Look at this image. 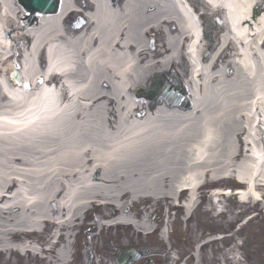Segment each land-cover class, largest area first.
<instances>
[{"label":"bare ground","instance_id":"1","mask_svg":"<svg viewBox=\"0 0 264 264\" xmlns=\"http://www.w3.org/2000/svg\"><path fill=\"white\" fill-rule=\"evenodd\" d=\"M78 1L86 9L87 1L94 4L80 31L63 22L82 7L74 0H61L57 15L39 16L34 25L15 0H0V66L18 56L21 75L36 84L32 91L15 84L16 67L0 79V251L42 254L35 232L53 223L47 264H68L74 229L90 202H100L103 218L111 215L109 229L134 224L145 234L153 226L142 204L176 203L186 189L188 216L205 178L221 184L234 177L247 185L237 190L241 203L253 206L264 182V128L256 127L264 119V14L252 32L243 22L258 1L206 0L212 11L226 12L210 63L201 58L200 19L185 0ZM19 11L26 34L10 40L5 32L17 25ZM162 29V45L152 50L148 35ZM228 46L231 59L217 66ZM175 61L191 109L162 103L146 111L131 91ZM54 73L58 86L45 81L38 89L37 79ZM240 135L250 155L240 153ZM220 191L229 190L214 192L216 208ZM2 263L20 264L9 256Z\"/></svg>","mask_w":264,"mask_h":264},{"label":"rangeland","instance_id":"2","mask_svg":"<svg viewBox=\"0 0 264 264\" xmlns=\"http://www.w3.org/2000/svg\"><path fill=\"white\" fill-rule=\"evenodd\" d=\"M77 2L83 5L82 2ZM262 2H264V0H262ZM19 22L23 23V20L21 19ZM13 31L15 33L13 35H16L17 30ZM155 37L157 40H160L157 33H155ZM11 67L12 64L10 62L6 64L2 63L0 66L1 80L5 81L6 76L4 75V72ZM176 68V70H178V67ZM179 78L183 79L184 77L183 75H180ZM221 185H223V187L236 188L232 181L224 182ZM209 187H217V185ZM262 191L264 192V187H262ZM206 202L208 205V200L206 201L204 198L203 203ZM163 204L168 205V202L165 200H160L156 207H160ZM262 204L263 203L256 205L252 210L250 205H239L237 202L228 200L226 205L229 207L225 206L227 213L223 217L215 216L213 207H209L207 208L208 210H204L201 206L198 213L195 215V219H192L191 222L182 223L183 220L178 219L173 223V225L171 224V221L168 223V228L172 226L173 229L168 242L166 241L165 236L162 238L158 235L157 237L148 240L140 239L139 236L132 239L128 237V233L131 235L130 230L123 229L110 231L106 236L102 235L104 239H102L100 242L105 244L108 240L107 243L110 249L105 252V255L108 253V257L112 264H114V257L117 256V254L120 252V249L125 247L126 244L130 242H134V246L139 249H143V246L152 250L164 248L160 251V255L157 257V263L159 259L161 261L164 259L165 261H168V251L172 252L173 254H176V251L177 255L180 257L189 256L190 253L197 252V250H195L196 246H199V244L202 243H207L206 240L211 237L214 238L213 236H215L220 237V240L210 244L207 243L204 247H201L200 259L207 261L208 257L209 261L212 263V261H214L212 256L218 255L222 261H225L226 258L229 260V258L232 257L233 260L230 261L235 262V260H239L241 261L239 264H264V208H262L264 204ZM251 210L252 213H258V215H256L257 217L255 216L256 218H253L252 221L246 223V217L249 215ZM99 211L104 212L105 209H97L98 214ZM178 215H180V211H178ZM244 216L246 218H244L245 220L243 219ZM92 217L94 218V215ZM91 231L93 230L87 229L85 232L81 233L82 237L79 239V243L76 241L75 247H73L74 251H76V257H74L73 264H79L84 261V254L82 253V256L79 254V247L85 245L83 247H88L87 251L90 252L94 250H100L98 249V246H95L88 236V233ZM123 233L125 234V237H123ZM115 234L116 236H114ZM133 244L130 243V245ZM11 259L14 260L15 263L20 261V264H27L29 262L28 260H21L16 256L11 257ZM94 261L95 258L93 257L90 264H92ZM0 264H2V257H0ZM95 264L104 263H98V261H96ZM136 264H143V262L139 260L136 262Z\"/></svg>","mask_w":264,"mask_h":264},{"label":"water","instance_id":"3","mask_svg":"<svg viewBox=\"0 0 264 264\" xmlns=\"http://www.w3.org/2000/svg\"><path fill=\"white\" fill-rule=\"evenodd\" d=\"M19 5L31 15L54 14L57 11L58 0H18Z\"/></svg>","mask_w":264,"mask_h":264}]
</instances>
